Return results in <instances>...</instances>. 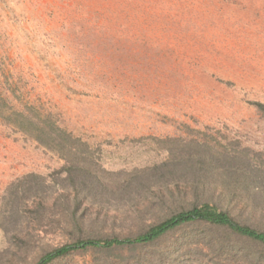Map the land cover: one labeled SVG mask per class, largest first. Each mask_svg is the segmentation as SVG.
I'll use <instances>...</instances> for the list:
<instances>
[{
  "label": "rangeland",
  "instance_id": "374dc122",
  "mask_svg": "<svg viewBox=\"0 0 264 264\" xmlns=\"http://www.w3.org/2000/svg\"><path fill=\"white\" fill-rule=\"evenodd\" d=\"M0 86V264H35L68 240L64 191L88 204V226L123 231L161 191L194 192L202 176L184 167L211 146L264 179L254 104L264 102V0H0ZM12 107L52 112L87 143L71 155L91 168L86 183L57 173L65 159L21 131ZM240 218L264 228V199ZM185 240L171 234L148 254L213 264L197 244L179 249ZM141 251L79 250L56 264H124Z\"/></svg>",
  "mask_w": 264,
  "mask_h": 264
},
{
  "label": "trees",
  "instance_id": "16d2710c",
  "mask_svg": "<svg viewBox=\"0 0 264 264\" xmlns=\"http://www.w3.org/2000/svg\"><path fill=\"white\" fill-rule=\"evenodd\" d=\"M4 95L0 86V101H7ZM254 104L264 118V102ZM9 110L11 117L20 118L19 122L16 118L14 123L21 131L65 159L66 164L57 173L77 185L87 182L86 173H92L91 168L71 158L75 154V144L87 145L85 141L58 123L52 112L43 111L31 116L20 108ZM225 153L211 146L202 156L196 157V163L185 165L186 170L200 171L201 185L193 186L194 192L181 189L161 191L156 201L143 204L144 211L138 219L143 214L149 217H142L135 229L122 231L114 227L88 226V204L78 194L64 191L60 199L65 202V207L61 210L58 224L68 240L60 245L44 247L35 264H56L76 251L89 249L95 253L142 250L137 261L130 258L124 264H153L156 259L167 264L174 255L172 252L154 258L155 255L148 254V249L177 232H182L186 239L179 249L194 248L197 244L195 250L213 264H264V228L252 227L240 218L244 209L264 199V179L259 168L250 162H228ZM167 162L163 161L157 168H165ZM195 165H198V170ZM46 208L45 204H40L33 212L43 219ZM205 246L208 250L204 249Z\"/></svg>",
  "mask_w": 264,
  "mask_h": 264
}]
</instances>
